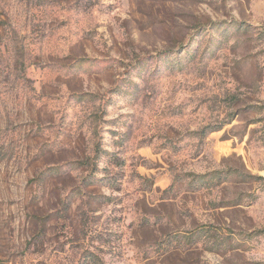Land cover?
Wrapping results in <instances>:
<instances>
[{
    "label": "rangeland",
    "instance_id": "1",
    "mask_svg": "<svg viewBox=\"0 0 264 264\" xmlns=\"http://www.w3.org/2000/svg\"><path fill=\"white\" fill-rule=\"evenodd\" d=\"M0 264H264V0H0Z\"/></svg>",
    "mask_w": 264,
    "mask_h": 264
}]
</instances>
